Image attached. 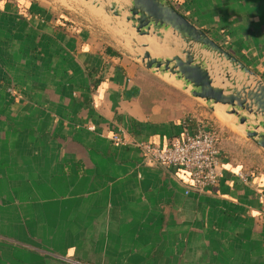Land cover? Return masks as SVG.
<instances>
[{
  "label": "crops",
  "instance_id": "obj_1",
  "mask_svg": "<svg viewBox=\"0 0 264 264\" xmlns=\"http://www.w3.org/2000/svg\"><path fill=\"white\" fill-rule=\"evenodd\" d=\"M163 1L264 83V0ZM64 26L0 0V264H264V170L244 184L222 154L200 194L137 146L165 148L213 102Z\"/></svg>",
  "mask_w": 264,
  "mask_h": 264
},
{
  "label": "rangeland",
  "instance_id": "obj_2",
  "mask_svg": "<svg viewBox=\"0 0 264 264\" xmlns=\"http://www.w3.org/2000/svg\"><path fill=\"white\" fill-rule=\"evenodd\" d=\"M18 1V0H17ZM31 2L33 8L39 6L57 19H61L64 27H75L89 31L101 42L116 48L126 57L136 60L142 68L146 67L145 53L148 52L159 61H166L175 56L184 58L183 50L187 45L178 34L170 28L149 29L138 32L137 16L133 15L131 0H23ZM159 39V40H158ZM196 59L207 69L216 87L228 88L229 80H236L238 84L255 85L257 76H251L240 70H234L230 62L215 53L206 51L203 47H195ZM201 52L206 54L202 58ZM163 56H165L163 58ZM161 57V58H160ZM150 74H157L166 78L170 73L155 66ZM255 79V80H254ZM220 80V81H219ZM190 89L197 91L191 84ZM207 123L218 133L220 139L221 155L234 163L248 168L247 171L264 170V149L259 147L255 140L248 137L249 132L264 135V118L260 114H250L244 109L236 108L232 114L229 106L214 105L211 103ZM221 107V108H218ZM217 109L222 110L218 117L228 125L220 122ZM241 118H246L244 124Z\"/></svg>",
  "mask_w": 264,
  "mask_h": 264
},
{
  "label": "water",
  "instance_id": "obj_3",
  "mask_svg": "<svg viewBox=\"0 0 264 264\" xmlns=\"http://www.w3.org/2000/svg\"><path fill=\"white\" fill-rule=\"evenodd\" d=\"M133 8L131 12L137 16L139 24L138 32L142 29H149L151 25L172 29L187 45L183 50L184 58L175 56L166 61H159L152 58L150 53H145L147 67L164 69L173 75H178L190 83L197 91L194 96L213 102L214 104L231 107L232 114H236V108H241L250 114H260L264 118V83L255 80V85L238 84L232 82L233 87L220 88L214 86L212 77L201 62L196 59L195 47H203L210 53H215L226 61L230 62L234 70L243 71L249 74L253 72L246 68L240 60L225 50L221 45L211 39L203 30L192 24L173 5L163 0H131ZM240 85V88L237 86ZM246 118H241L240 123L244 124ZM248 137L255 140L256 144L264 149V135L257 132H249Z\"/></svg>",
  "mask_w": 264,
  "mask_h": 264
},
{
  "label": "built area",
  "instance_id": "obj_4",
  "mask_svg": "<svg viewBox=\"0 0 264 264\" xmlns=\"http://www.w3.org/2000/svg\"><path fill=\"white\" fill-rule=\"evenodd\" d=\"M112 140L114 143H123L120 133L115 134ZM137 146L143 153L146 164H159L186 172L191 178L193 188L200 194L218 186L223 178L225 163L221 158L219 135L205 121H197L193 127L187 120L184 121L183 132L174 137L165 148L149 142H141ZM252 176V171L237 173L238 179L244 184H248Z\"/></svg>",
  "mask_w": 264,
  "mask_h": 264
},
{
  "label": "trees",
  "instance_id": "obj_5",
  "mask_svg": "<svg viewBox=\"0 0 264 264\" xmlns=\"http://www.w3.org/2000/svg\"><path fill=\"white\" fill-rule=\"evenodd\" d=\"M187 122L189 123L190 126H195L197 121H194L193 119L191 120L190 118L187 119Z\"/></svg>",
  "mask_w": 264,
  "mask_h": 264
},
{
  "label": "bare ground",
  "instance_id": "obj_6",
  "mask_svg": "<svg viewBox=\"0 0 264 264\" xmlns=\"http://www.w3.org/2000/svg\"><path fill=\"white\" fill-rule=\"evenodd\" d=\"M228 80H229V78H228ZM255 80V79H254ZM214 82V81H213ZM242 84V83H241ZM214 86H215V84H214ZM239 88H240V85H237ZM231 87H233V85L231 86ZM218 108H221V107H218Z\"/></svg>",
  "mask_w": 264,
  "mask_h": 264
}]
</instances>
